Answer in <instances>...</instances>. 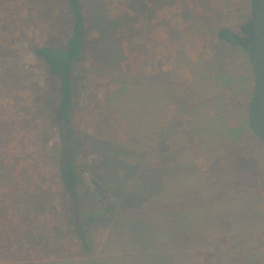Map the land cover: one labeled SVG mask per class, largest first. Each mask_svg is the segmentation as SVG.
Segmentation results:
<instances>
[{
  "label": "rangeland",
  "instance_id": "1",
  "mask_svg": "<svg viewBox=\"0 0 264 264\" xmlns=\"http://www.w3.org/2000/svg\"><path fill=\"white\" fill-rule=\"evenodd\" d=\"M81 3L72 124L81 193L97 204L87 219L99 224L87 247L69 227L54 157L59 79L34 54L65 44L66 1L0 0V264H264V148L245 125L252 70L216 37L239 30L250 0ZM152 178L163 193L147 195Z\"/></svg>",
  "mask_w": 264,
  "mask_h": 264
},
{
  "label": "trees",
  "instance_id": "2",
  "mask_svg": "<svg viewBox=\"0 0 264 264\" xmlns=\"http://www.w3.org/2000/svg\"><path fill=\"white\" fill-rule=\"evenodd\" d=\"M65 1L72 16V26L65 44L63 46H38L34 49V54L46 66L48 72L59 79L56 106L53 108V124L58 129L59 144L54 157L58 163L59 181L69 203L67 211L69 227L77 241L87 247L93 242L92 234L97 224H99L98 220L93 219V221H90V219H87V213H96L97 204L95 195L93 194L94 196H92V190L86 189V193L91 196V199L86 197V193L84 196L81 193V188L85 187L78 167V157L82 144L78 139H74L76 133L72 124V113L76 96L74 77L76 67L81 62L85 50L87 28L81 0ZM110 35L111 33L102 34L104 37H109ZM216 37L227 46L241 50L247 55L246 60L252 70L253 89L249 96L245 125L250 133L260 140L264 148V0H250L249 18L241 24L238 31L220 28L216 32ZM114 48L117 49L118 47H115V45L109 47L107 54L110 52L114 53L116 50ZM132 141L134 143H131V146H135V149L139 147V141L135 137L132 138ZM143 148L147 149L145 146ZM143 148L138 150L142 151ZM104 149H106L105 153L109 154L111 147L106 145ZM145 153L144 151L142 154L144 155ZM118 160H120V157L117 156L111 159L108 158V164L111 165L112 161H114L117 165ZM136 170V168L132 169V171ZM171 176L174 181L182 177L181 174H173ZM163 182L164 180L153 178L146 181L144 186L147 195L157 191L158 194L163 193ZM142 188L143 186L140 187L138 194L134 198H131L130 201L128 199V203L131 206L138 202V197L141 198L143 196L144 193H140ZM189 201L190 199L186 202ZM108 210L105 209L103 216L108 214ZM136 210L133 209V211ZM88 222H92L95 225L90 227ZM142 231H144L143 228L137 231L136 234L142 235ZM91 260H84L80 263L58 260L48 264H90ZM13 264H16V261Z\"/></svg>",
  "mask_w": 264,
  "mask_h": 264
},
{
  "label": "crops",
  "instance_id": "3",
  "mask_svg": "<svg viewBox=\"0 0 264 264\" xmlns=\"http://www.w3.org/2000/svg\"><path fill=\"white\" fill-rule=\"evenodd\" d=\"M193 82H195L196 83V81H195V79H194V81ZM193 82H191V83H193ZM201 83V85H210V83H205V82H200ZM205 83V84H204ZM229 85V84H228ZM194 89H195V87H194ZM192 90V89H191Z\"/></svg>",
  "mask_w": 264,
  "mask_h": 264
}]
</instances>
